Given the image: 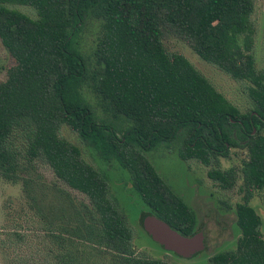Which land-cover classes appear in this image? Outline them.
Returning <instances> with one entry per match:
<instances>
[{"label": "trees", "instance_id": "obj_1", "mask_svg": "<svg viewBox=\"0 0 264 264\" xmlns=\"http://www.w3.org/2000/svg\"><path fill=\"white\" fill-rule=\"evenodd\" d=\"M10 3L34 7L38 19L9 8ZM255 3L0 0V41L16 60L0 81V174L23 181L33 211L24 224L21 217L11 219L14 228L0 234V245L15 254L12 264H172L137 253L135 229L107 174L60 135L63 125L103 160L117 161L129 172L148 207L141 225L154 214L187 236L196 232V213L146 152L167 150L184 161L196 160L210 167L211 179L232 189L239 173L222 168L221 158H230L233 149L246 150L244 202L236 209L241 236L236 249L210 260L264 264L263 219L250 204L255 191L264 189V74L253 53ZM92 18L102 22L94 66L77 45ZM167 31L186 40L203 60L248 81L252 109L242 111L185 55L168 52ZM86 85L104 116L85 98ZM15 128L26 134L25 163L7 146ZM39 162L88 201L34 178L30 169ZM33 238L40 244L30 242Z\"/></svg>", "mask_w": 264, "mask_h": 264}, {"label": "rangeland", "instance_id": "obj_2", "mask_svg": "<svg viewBox=\"0 0 264 264\" xmlns=\"http://www.w3.org/2000/svg\"><path fill=\"white\" fill-rule=\"evenodd\" d=\"M9 8L18 9L34 19H38L37 10L26 4H7ZM101 21L89 19L84 31L77 40L79 49L89 58L94 66V51L101 34ZM254 34V56L257 70L264 74V0H256L255 10L252 15ZM164 45L170 53H181L205 75L211 83L222 92L233 104L242 111L252 109L253 103L248 95V81H239L223 71L218 66L203 60L191 45L172 31L165 32ZM16 65L15 58L9 53L0 41V81L8 77L10 67ZM83 94L96 111L104 116L98 97L92 87L86 85ZM60 135L78 146L83 158L94 166L103 170L109 180L113 193L126 210L130 224L135 229L134 245L138 254L151 258L161 259L172 264H212L210 257L217 252L236 249L241 230L237 224V205L244 202L242 167L248 159V152L244 149H233L230 158H221L224 169L236 168L239 173L237 184L232 189L223 188L219 182L208 175L210 167L196 161H184L177 152L159 150L146 152L147 158L156 170L169 183L173 190L181 196L196 213V232H204L205 250L191 258L183 257L174 251L167 250L156 242L141 225L144 212L148 211L147 205L142 201L131 183L129 172L117 161L103 160L97 151L83 142L78 134L67 125L60 129ZM27 138L22 128H15L7 140V146L15 150L20 162H26ZM31 175L48 184H56L68 191L73 198L88 201L85 194L75 190L59 181L52 168L39 162L30 169ZM39 181V182H40ZM50 196H48V199ZM250 204L254 206L263 219L262 232L264 234V189L255 191ZM29 195L26 193L23 181H12L0 174V234L8 232L14 226L11 224L21 217L20 224H24L31 211ZM12 219L13 222H10ZM11 226V227H10ZM28 228V227H23ZM5 236V235H4ZM30 242L39 243L33 238ZM9 252V253H8ZM0 245V264H12L15 254H12ZM108 264V263H106Z\"/></svg>", "mask_w": 264, "mask_h": 264}, {"label": "water", "instance_id": "obj_3", "mask_svg": "<svg viewBox=\"0 0 264 264\" xmlns=\"http://www.w3.org/2000/svg\"><path fill=\"white\" fill-rule=\"evenodd\" d=\"M143 227L156 242L183 257L191 258L205 250V235L202 231L191 236L184 235L154 214L144 217Z\"/></svg>", "mask_w": 264, "mask_h": 264}]
</instances>
